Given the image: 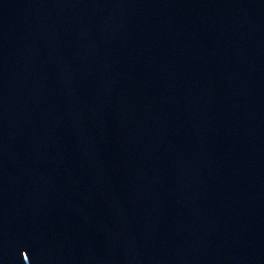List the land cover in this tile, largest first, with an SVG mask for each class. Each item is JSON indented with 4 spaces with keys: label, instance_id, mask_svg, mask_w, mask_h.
I'll use <instances>...</instances> for the list:
<instances>
[{
    "label": "water",
    "instance_id": "1",
    "mask_svg": "<svg viewBox=\"0 0 264 264\" xmlns=\"http://www.w3.org/2000/svg\"><path fill=\"white\" fill-rule=\"evenodd\" d=\"M0 264H264V0H0Z\"/></svg>",
    "mask_w": 264,
    "mask_h": 264
}]
</instances>
